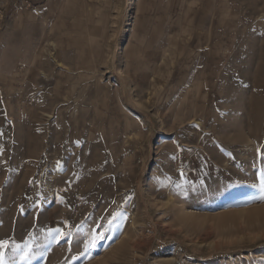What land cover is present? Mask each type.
<instances>
[{"label":"rangeland","instance_id":"obj_1","mask_svg":"<svg viewBox=\"0 0 264 264\" xmlns=\"http://www.w3.org/2000/svg\"><path fill=\"white\" fill-rule=\"evenodd\" d=\"M136 11L0 0L5 264H264V0L142 60Z\"/></svg>","mask_w":264,"mask_h":264},{"label":"crops","instance_id":"obj_2","mask_svg":"<svg viewBox=\"0 0 264 264\" xmlns=\"http://www.w3.org/2000/svg\"><path fill=\"white\" fill-rule=\"evenodd\" d=\"M136 9L139 16L136 17L132 29L135 30L134 35H137L134 42L141 46L139 59L142 60L147 59L145 55L149 46L159 49L165 44L166 37L177 32V13L190 11L193 16L190 26L196 23L198 31L206 30L208 37L212 29V36L215 37V28L223 31L230 28L229 19L233 13L246 12V0H136ZM229 34V31L223 33V41L219 43H227L225 36Z\"/></svg>","mask_w":264,"mask_h":264},{"label":"snow or ice","instance_id":"obj_3","mask_svg":"<svg viewBox=\"0 0 264 264\" xmlns=\"http://www.w3.org/2000/svg\"><path fill=\"white\" fill-rule=\"evenodd\" d=\"M260 187H261L262 190H264V176L261 177ZM261 198H264V196H262ZM56 231L57 232H60L61 230L57 229ZM61 235L67 236L68 233H61ZM102 238H103V236L101 235L99 237V239H102ZM96 240H97V237L93 236L89 240V243L85 246V251H87L88 248H94V247H96ZM6 244H7V241H0V247H3ZM0 264H5V256H4L3 252H0Z\"/></svg>","mask_w":264,"mask_h":264}]
</instances>
